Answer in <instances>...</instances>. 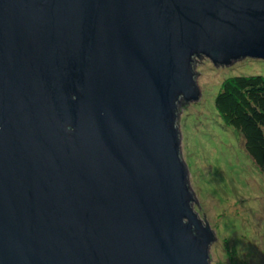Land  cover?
<instances>
[{
	"label": "water",
	"instance_id": "95a60500",
	"mask_svg": "<svg viewBox=\"0 0 264 264\" xmlns=\"http://www.w3.org/2000/svg\"><path fill=\"white\" fill-rule=\"evenodd\" d=\"M203 55L264 60V0H0V264H211L178 126Z\"/></svg>",
	"mask_w": 264,
	"mask_h": 264
},
{
	"label": "rangeland",
	"instance_id": "374dc122",
	"mask_svg": "<svg viewBox=\"0 0 264 264\" xmlns=\"http://www.w3.org/2000/svg\"><path fill=\"white\" fill-rule=\"evenodd\" d=\"M199 101L182 104L178 126L182 159L190 171L193 205L213 228L211 264H264V174L216 105L228 77L264 73V60L242 58L229 65L197 57Z\"/></svg>",
	"mask_w": 264,
	"mask_h": 264
},
{
	"label": "trees",
	"instance_id": "16d2710c",
	"mask_svg": "<svg viewBox=\"0 0 264 264\" xmlns=\"http://www.w3.org/2000/svg\"><path fill=\"white\" fill-rule=\"evenodd\" d=\"M216 105L231 127L243 135L249 157L264 174V73L228 77L216 96Z\"/></svg>",
	"mask_w": 264,
	"mask_h": 264
}]
</instances>
